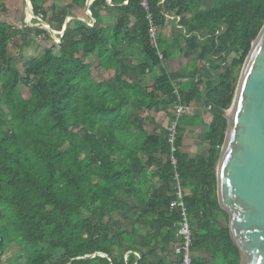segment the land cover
Segmentation results:
<instances>
[{"label": "trees", "instance_id": "trees-1", "mask_svg": "<svg viewBox=\"0 0 264 264\" xmlns=\"http://www.w3.org/2000/svg\"><path fill=\"white\" fill-rule=\"evenodd\" d=\"M30 1L37 17L60 29L41 0ZM69 1L61 22L74 18L64 31L72 42L63 38L37 59L2 54L26 36L0 22V264L11 247L16 264H179L173 247L180 215L170 209L177 174L192 251H206L212 264H241L216 169L229 126L222 110L232 108L264 26V0H219L209 9H201L202 0H149L156 43L139 0H95L94 27L74 13L88 0ZM62 2L52 0L53 7ZM110 10L121 15L105 26L100 18ZM167 16L176 17L170 35ZM36 35L51 40L42 26ZM174 52L195 56L187 82L163 68ZM178 99L212 106L202 135L206 158L181 152L179 124L175 153L172 122L163 133L146 130L162 110L176 121Z\"/></svg>", "mask_w": 264, "mask_h": 264}, {"label": "water", "instance_id": "water-1", "mask_svg": "<svg viewBox=\"0 0 264 264\" xmlns=\"http://www.w3.org/2000/svg\"><path fill=\"white\" fill-rule=\"evenodd\" d=\"M241 73L232 108L222 110L229 126L216 169L218 194L241 264H264V26Z\"/></svg>", "mask_w": 264, "mask_h": 264}, {"label": "crops", "instance_id": "crops-1", "mask_svg": "<svg viewBox=\"0 0 264 264\" xmlns=\"http://www.w3.org/2000/svg\"><path fill=\"white\" fill-rule=\"evenodd\" d=\"M202 1V3H205L206 0ZM201 9L205 8L201 7ZM103 15L104 16L100 18V23H103L105 26H113L117 23V18L121 15V12L117 10H110L109 15L107 13H104ZM168 18V24L171 23V27L168 25V31H165V33L170 35L173 25L172 23L176 22V17L168 16ZM177 20L179 21V19ZM187 54L190 55V53ZM194 59L195 56L193 55L190 58H187L181 53L174 52L169 55L167 59L163 60V68L168 73L183 74V82H187L189 81V77H187L188 74H191L194 70V62H192ZM203 65L207 67V64ZM196 68L202 67L198 64ZM155 72L158 76L162 75V70L160 68H156ZM144 82L146 85L152 84L154 82L153 76H145ZM153 119L154 120H152L150 126L148 127H152V131L156 129L158 133L165 132L171 124V118L169 111L167 110H162L158 114H153ZM212 120L213 117L208 108H206V104L203 100L200 102L194 101L189 104L187 114L182 116L179 121V130L183 134L182 146L180 149L182 153L189 155L191 158L207 157L209 147L205 144V142H203L202 135L205 134V131ZM193 258L197 259L200 264H212L209 254L203 250L193 251Z\"/></svg>", "mask_w": 264, "mask_h": 264}, {"label": "rangeland", "instance_id": "rangeland-1", "mask_svg": "<svg viewBox=\"0 0 264 264\" xmlns=\"http://www.w3.org/2000/svg\"><path fill=\"white\" fill-rule=\"evenodd\" d=\"M218 1L219 0H206L205 3H202L203 2L202 1L201 7L205 9L213 8L218 3ZM41 3L45 7L48 8L47 19L52 17L53 23L56 25V27L57 25L61 26L60 29L54 30L56 34L54 36H51V40H46L45 36L36 35V29H38V27L42 26L43 28L48 29V32L50 35H51L50 30L52 29L47 22H45L46 23L45 25H41V23L40 24L34 23L33 20L35 19L34 17L36 16H34L35 14L32 15L30 13V9L28 7V3L26 0H0V4H3V9H2V5L0 6V22L7 23L13 26L15 29L21 30V32H23L26 36V39L22 37L17 39L16 43L14 45H10L7 48V50L3 52L2 54L7 53V56L10 58H13V57L16 58L17 56H22L24 57V61H29V59L31 58L37 59L41 57L46 47H50L53 44H58V39H59L58 35L62 33V30L64 28V25H63L64 23H62L64 21V16L66 14L71 13L69 9H66L63 6H66L67 3H70V1L63 0L62 2L63 4L60 5L59 9H56L55 7H53L52 0H41ZM87 10H88L87 7L84 9L76 8L74 9V13L76 14V16L82 19H85L86 21H89L88 16H87L88 15ZM32 11H33V8H32ZM39 17H42V16H39ZM61 18L63 19L62 22H61ZM66 18H65V21H66ZM168 25L171 27V23H169ZM19 35H22V34H19ZM69 36H71V33L63 34V37L61 39L65 38L67 42H72V39ZM30 40H34L35 45H31L29 47L28 44L26 43L29 42ZM82 57L84 59H87L84 54H82ZM93 60L96 61L95 59ZM19 71L23 72L22 68H19ZM24 93L26 96H29V93L25 89H24ZM174 107L175 105L173 106V109ZM166 119H167V114H166ZM179 121H178V124H179ZM150 124L151 123H149L148 126H150ZM152 129H153L152 127H146L147 131H152ZM14 251L15 250L12 247L9 248L8 251H6V256H4L3 262H2L3 264H16L14 260L15 258Z\"/></svg>", "mask_w": 264, "mask_h": 264}, {"label": "built area", "instance_id": "built-area-1", "mask_svg": "<svg viewBox=\"0 0 264 264\" xmlns=\"http://www.w3.org/2000/svg\"><path fill=\"white\" fill-rule=\"evenodd\" d=\"M107 1L110 4H113V0H107ZM139 1H140L142 8L146 10L148 13V18L151 22L150 37L156 43L157 37L160 31H159V28L152 21L149 0H139ZM94 2L95 0H92L91 6ZM87 14H88L87 16H88L89 21H86L85 19H82L80 17H79V20L87 22L89 27H94L95 24L97 23V20L93 17V13L90 8L87 10ZM34 18L39 20L41 25H45V22L42 19L43 17L36 16ZM73 19H74L73 17H67L66 21L71 22ZM167 19H169L168 16H167ZM63 30H62V33L58 35L59 37L57 36L59 38L58 44H60L61 38L63 37V33H64ZM161 58H163L162 55H161ZM211 109H212V106L209 107V110ZM174 110L176 111V114H177V120L172 122V127H171L172 132H171L170 140H169L170 144L172 145L173 153L177 151L175 147V143L177 141L178 121L182 116L187 114L188 107L181 104L180 100L178 99V103L175 104ZM172 161H173V164H176V160L174 158H172ZM175 179L177 183V191L175 193L174 200L170 204V209L180 215V220L178 221V223L175 224V227L177 228V230L174 235L176 241L174 242L173 250H174L175 255L180 259L179 264H193V259H194L193 251H192L193 230H192V226L190 222V214L184 202L186 189H184V187L181 185L178 174L176 175ZM137 256L139 255L137 254Z\"/></svg>", "mask_w": 264, "mask_h": 264}, {"label": "clouds", "instance_id": "clouds-1", "mask_svg": "<svg viewBox=\"0 0 264 264\" xmlns=\"http://www.w3.org/2000/svg\"><path fill=\"white\" fill-rule=\"evenodd\" d=\"M64 26H65V24H64ZM64 30H63V32L65 31V29H66V26H65V28H63ZM64 34V33H63Z\"/></svg>", "mask_w": 264, "mask_h": 264}]
</instances>
